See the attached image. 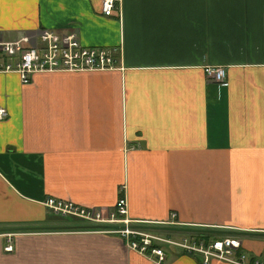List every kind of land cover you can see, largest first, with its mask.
<instances>
[{"label": "crops", "instance_id": "obj_1", "mask_svg": "<svg viewBox=\"0 0 264 264\" xmlns=\"http://www.w3.org/2000/svg\"><path fill=\"white\" fill-rule=\"evenodd\" d=\"M40 29L113 62L0 73V264H231L180 245L217 230L264 261V0H117L108 16L100 0H0L1 40ZM118 196L172 242L162 260L42 204L105 212Z\"/></svg>", "mask_w": 264, "mask_h": 264}, {"label": "built area", "instance_id": "obj_2", "mask_svg": "<svg viewBox=\"0 0 264 264\" xmlns=\"http://www.w3.org/2000/svg\"><path fill=\"white\" fill-rule=\"evenodd\" d=\"M116 1L100 0V12L105 16L110 15ZM111 53L109 48L82 45L73 30L61 33L53 29H40L21 33L10 40L0 39V73H14L21 84H27L37 73L107 70L112 67ZM203 70L214 83H223V66L205 65ZM7 115L5 107L0 105V120ZM42 204L48 213L96 222L102 226L94 231L117 235L128 249L147 256L154 255L157 260H162V250L151 244L171 242L159 234L141 231L133 224L126 225L128 219L125 217L126 201L123 196H118L113 206L105 212L51 197L45 198ZM180 245L189 252L203 255L204 259L213 257L231 264H264L263 260L236 253L239 241L232 237L212 239L206 244L200 241ZM8 248L6 246L4 250Z\"/></svg>", "mask_w": 264, "mask_h": 264}, {"label": "trees", "instance_id": "obj_3", "mask_svg": "<svg viewBox=\"0 0 264 264\" xmlns=\"http://www.w3.org/2000/svg\"><path fill=\"white\" fill-rule=\"evenodd\" d=\"M133 227H135V228H137V229H140V230H148V229H152V230H148V232H151V233H156V234H158L159 233V231L158 230H156L157 229V227H152V225H143V224H133L132 225ZM181 230H183V229H181ZM213 231V230H212ZM202 233H196V234H194V236H195V238H198V237H200V236H205V235H208L207 233L205 234V235H201ZM212 236H211V240L212 239H221V238H223V237H225L227 234H226V231H220V230H217L216 232H214V233H212L211 234ZM161 245V244H160ZM160 245H158V244H156V245H153V244H151V246H156V247H160V248H162V246H160ZM163 245V244H162Z\"/></svg>", "mask_w": 264, "mask_h": 264}, {"label": "rangeland", "instance_id": "obj_4", "mask_svg": "<svg viewBox=\"0 0 264 264\" xmlns=\"http://www.w3.org/2000/svg\"><path fill=\"white\" fill-rule=\"evenodd\" d=\"M98 47H101V46H98ZM104 48H107V46H104ZM96 208V207H95ZM126 214H127V206H126ZM125 217H126V219H128V222L126 223V225H130V224H143V225H154V224H150V223H146L145 221H137V220H132V219H129L128 217H127V215H125ZM67 218H69V217H67ZM71 219H74V218H71ZM73 222H82V223H84V224H89V225H98V224H96V222H90V221H86V220H77V219H74L73 220ZM101 223H103V222H101ZM121 223H123V222H121ZM103 224H105V223H103ZM109 224H113V222H109ZM140 230V229H139ZM148 230H152V229H148ZM148 230H141V231H144V232H148ZM181 233V232H180ZM186 234V233H185ZM192 236V235H191Z\"/></svg>", "mask_w": 264, "mask_h": 264}, {"label": "water", "instance_id": "obj_5", "mask_svg": "<svg viewBox=\"0 0 264 264\" xmlns=\"http://www.w3.org/2000/svg\"><path fill=\"white\" fill-rule=\"evenodd\" d=\"M93 227H95V228H99V227H101L102 225H92ZM72 227H74V226H67L66 228H72ZM77 227H79V226H77ZM85 227H90V226H85ZM28 228H39V227H14V228H7V229H12V230H20V229H28Z\"/></svg>", "mask_w": 264, "mask_h": 264}, {"label": "bare ground", "instance_id": "obj_6", "mask_svg": "<svg viewBox=\"0 0 264 264\" xmlns=\"http://www.w3.org/2000/svg\"><path fill=\"white\" fill-rule=\"evenodd\" d=\"M189 238V237H188ZM211 240V239H210ZM184 242H185V240H184ZM164 255V254H163ZM204 260V259H203Z\"/></svg>", "mask_w": 264, "mask_h": 264}]
</instances>
